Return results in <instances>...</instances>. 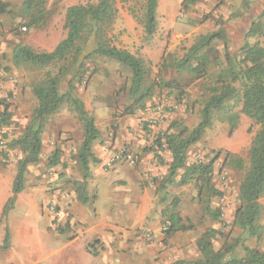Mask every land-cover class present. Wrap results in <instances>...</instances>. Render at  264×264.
<instances>
[{"label":"rangeland","instance_id":"obj_1","mask_svg":"<svg viewBox=\"0 0 264 264\" xmlns=\"http://www.w3.org/2000/svg\"><path fill=\"white\" fill-rule=\"evenodd\" d=\"M1 1L10 4L12 11L11 15H0V107H2L0 120L5 111L9 117L5 125L8 129L0 131V168H3L11 165L13 159L14 162H18L19 154H15L13 158L10 151L15 153L16 150H9L7 145L13 139L19 138L33 120L34 111L38 106L34 87L45 79L47 73L57 75L64 66V63H59L39 68L27 64L16 68L13 65L15 47L25 45L37 52L53 51L66 37L67 9L76 5L98 3L99 0H49L47 9L51 16L48 24L33 29L27 28L29 17L22 11L25 0ZM145 2L146 0H114L116 16L106 30L113 46L126 50L149 64L151 71L149 83L155 90L153 101L144 111H137L133 115L127 114L126 109L132 104L128 94L131 73L121 64L107 58L95 56L86 60L84 80L77 84L76 96L95 117L96 125L101 132L100 139L94 145L108 143L109 149H113V155L103 168L105 173H110L114 164H119L110 162L113 156L116 157L124 150L137 157L139 163L142 155L151 154V164L153 162L165 164L169 156L168 150L159 149L155 144L158 137L173 121L182 122L189 129L194 128L200 121L203 95L206 91L205 81L192 82V77L187 72L179 73L168 66L182 59L199 37L217 31L220 26H224L229 34L232 53H238L251 24L260 18L255 16V7L250 11L246 9V5L248 8L252 4L256 5L254 0H199V4L189 12L182 11L183 0H160L158 29L148 41L142 24ZM262 21L264 24V18ZM215 46L220 52V60L224 62L223 44L216 42ZM93 49L94 43L91 41L85 54H89ZM217 68L213 62L212 74L217 73ZM77 72L78 66H75L61 84L62 93L67 92V85ZM163 81H175L178 85L162 90L160 86ZM156 108H163L167 118L160 125L151 127L149 121L154 116ZM240 110L241 107L236 108L237 112ZM223 119L225 117L214 121L202 140L190 149L188 156V164L214 161L213 183L222 194L211 199L199 198V190L195 184L168 188V201L172 203L176 198L179 199L177 212L184 220H190L194 228L176 234L168 242L164 241L163 231L157 236L152 231L151 237L148 238L146 230H138L136 233L137 237H141L140 242L157 259L154 264H172L199 258L198 241L208 230L214 229L222 233L213 239L216 250L235 243L242 236V231L232 227V223L240 205L239 189L244 172L226 163L225 157L231 154L243 159L248 166L249 151L259 127L253 120L240 114L238 127L232 132L229 123ZM44 125L45 148L43 147L40 163L29 167L27 179L29 177L30 181H33L30 188L39 189L42 195L43 192L46 193L48 196L46 207L56 205L58 213L62 199H66L70 208L78 201L74 183L83 178L78 162V151L84 139V131L77 114L69 105H65L58 114L46 119ZM56 151H59L60 163L53 165ZM218 153H221V156L215 160ZM21 157L24 155L20 152ZM125 164L135 168L126 162L121 166ZM64 169L70 173H65ZM145 174L148 183L153 184L157 176L150 172ZM163 176L165 175L158 177ZM88 193L93 200L96 198V191ZM162 198L158 196V203ZM261 203L263 212L260 224L264 228V198ZM159 204L162 208L159 226L163 228L165 221L163 211L168 204L161 202ZM208 207L222 213L219 221L213 220L207 211L210 209ZM45 210L47 216L44 213L43 218L53 224L50 231L60 233L64 230L63 233L66 234L77 231V227L74 229L70 222L71 226H67L68 223L59 222V218L55 221L56 218L49 214L47 208ZM58 223L61 224L60 227ZM60 228L61 230H58ZM244 247L264 251V231L260 240L244 239L242 246H239L233 255L243 257Z\"/></svg>","mask_w":264,"mask_h":264},{"label":"trees","instance_id":"obj_2","mask_svg":"<svg viewBox=\"0 0 264 264\" xmlns=\"http://www.w3.org/2000/svg\"><path fill=\"white\" fill-rule=\"evenodd\" d=\"M48 1H24L22 11L29 17L27 28H42L48 24L51 16L47 9ZM159 2L160 0H146L145 2L142 24L148 41L158 29ZM198 4L199 0H183L182 11L189 12ZM10 8V4L0 0V15H11ZM115 16L114 0H99L98 3L72 6L67 9L66 13V37L52 52H37L25 45L15 47L13 65L16 68L27 64L39 68L59 63H64V66L57 75L47 73L45 79L34 87L38 106L34 111L33 120L19 138L13 139L7 145L9 150H19L24 157L18 161L13 196L4 210V219L13 209L17 195L26 189L29 167L40 163L45 120L58 114L65 105H69L77 114L84 131V139L78 151V162L83 178L82 181L74 183L77 200L83 205H88L93 200L88 194V182L92 177L91 165L100 162L94 155L93 145L100 139L101 132L96 125L95 117L87 111L85 103L76 96L77 84H81L85 77L84 62L86 60L95 56L107 58L130 71L128 94L132 104L127 107V114L133 115L137 111H144L155 98V90L149 83L151 72L149 64L134 54L113 46L108 38L106 27ZM263 18L262 15L259 20L251 24L238 53H232L229 34L224 26H220L217 31L199 37L182 59L168 66L179 73L187 72L192 77V82L205 81L204 90L206 91L203 95L204 101L199 123L189 129L182 122L173 121L155 143L159 149L168 150L172 158L167 174L163 177H156L153 183L158 195L163 197L160 202L168 204L163 211L165 242L180 232H188L194 228L190 220H184L177 212L179 199L176 198L172 203L168 201V187L181 188L195 184L199 190V198L209 197L211 199L222 194L213 183L214 161L188 164L190 149L202 140L217 118L225 117L223 120L229 123L232 132L238 127L240 114L253 120L259 127L249 151L248 166L243 159L231 154L225 157L226 163L244 172L239 189L240 205L232 223V227L242 231V236L235 243L224 245L216 250L213 239L222 233L214 229L208 230L198 241L199 258L181 260L172 264H264V251L258 249L244 247L243 257L233 255L236 249L242 246L244 239L260 240L264 231L260 224L263 212L261 200L264 198V45L261 42V39H264ZM91 41L94 43V49L86 55L85 52ZM216 42L223 44L224 62L220 60V52L215 46ZM213 62L218 67L217 73L214 74L211 72ZM73 66H78V72L69 81L67 92L62 93L61 84L70 74ZM177 85L175 81H163L160 88L165 90ZM237 107H241L238 112ZM6 112L1 115L0 130L9 120ZM58 155L59 151H56L53 165L60 163ZM155 156L157 157V151ZM220 156L221 153H218L215 160ZM207 211L213 220H220L222 213L219 210L213 211L210 208ZM67 226H71L70 223ZM63 231H60V234H66ZM10 246V236L7 233L0 250L7 251ZM90 252L97 255L91 249Z\"/></svg>","mask_w":264,"mask_h":264},{"label":"crops","instance_id":"obj_3","mask_svg":"<svg viewBox=\"0 0 264 264\" xmlns=\"http://www.w3.org/2000/svg\"><path fill=\"white\" fill-rule=\"evenodd\" d=\"M254 1L256 5H250L248 11L255 7V16H264V0ZM261 42L264 45V40ZM6 129L4 125L0 131ZM93 152L100 162L91 165L88 192L96 191V198L88 205L76 201L72 208L66 199H62L58 207L59 222H70L74 229L77 227L75 233L50 231L53 224L43 218L44 213L47 216L48 196L45 192L42 195L39 189L30 188L33 181L29 177L26 189L17 195L13 209L4 219V210L13 196L18 162L13 159L11 165L0 168V246L4 244L7 233L11 242L9 250H0V264L155 263L154 254L145 249L136 232L147 230L156 236L161 234L159 195L154 184L148 183L145 173L150 172L157 177L166 175L172 163L170 152L165 164H151V154H144L138 167L121 166L123 162H118L110 173H105L103 168L113 155V149H109L108 143L96 144ZM15 154H19L18 161L22 159L19 150L15 153L10 151L13 158ZM64 172L70 173L67 169ZM90 249L97 255H93Z\"/></svg>","mask_w":264,"mask_h":264},{"label":"built area","instance_id":"obj_4","mask_svg":"<svg viewBox=\"0 0 264 264\" xmlns=\"http://www.w3.org/2000/svg\"><path fill=\"white\" fill-rule=\"evenodd\" d=\"M24 30H26V28H24ZM152 112V111H150ZM167 118V113L165 112V110L163 108H156L155 111H154V116L152 117V119L149 121V123L151 124V127H156L158 125H160L161 123H163V120ZM119 161H122V162H126L128 163L130 166H137L139 164V160L137 157H134V156H131L127 151H123L121 152L119 155H117L116 157H114L110 164L111 163H114V162H119ZM47 210L49 212V214L55 218H58L57 216V208H56V205H48L47 207ZM58 227H60V223H58ZM165 230V226L163 225V228H162V231ZM146 233V236L148 238L151 237V231H145Z\"/></svg>","mask_w":264,"mask_h":264}]
</instances>
